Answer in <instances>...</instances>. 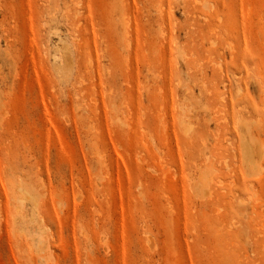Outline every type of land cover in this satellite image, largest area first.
Instances as JSON below:
<instances>
[{"label":"rangeland","instance_id":"374dc122","mask_svg":"<svg viewBox=\"0 0 264 264\" xmlns=\"http://www.w3.org/2000/svg\"><path fill=\"white\" fill-rule=\"evenodd\" d=\"M0 264H264V0H0Z\"/></svg>","mask_w":264,"mask_h":264}]
</instances>
